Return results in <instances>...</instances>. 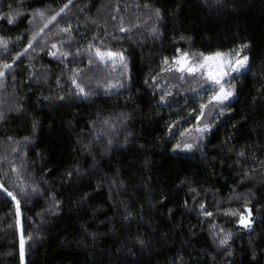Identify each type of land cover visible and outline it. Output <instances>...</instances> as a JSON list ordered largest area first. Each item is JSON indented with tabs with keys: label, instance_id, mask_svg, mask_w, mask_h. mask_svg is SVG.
<instances>
[{
	"label": "trees",
	"instance_id": "trees-1",
	"mask_svg": "<svg viewBox=\"0 0 264 264\" xmlns=\"http://www.w3.org/2000/svg\"><path fill=\"white\" fill-rule=\"evenodd\" d=\"M0 13V264H22L21 238L25 264H264V0H0ZM242 44L223 104L173 59Z\"/></svg>",
	"mask_w": 264,
	"mask_h": 264
},
{
	"label": "snow or ice",
	"instance_id": "snow-or-ice-1",
	"mask_svg": "<svg viewBox=\"0 0 264 264\" xmlns=\"http://www.w3.org/2000/svg\"><path fill=\"white\" fill-rule=\"evenodd\" d=\"M61 11H63V9H61ZM37 12L41 16L43 15V13L40 12L39 10H37ZM155 12H156L157 17L160 18V9H156ZM0 15H3V14L0 13ZM13 18H14L13 14L9 13L8 14L9 23L13 22ZM52 19H55V17L53 16ZM123 30L124 29H121V31ZM63 31L67 32L68 29L65 28L63 29ZM246 47H247V44H242L239 49L235 50L234 56H227L224 53L215 52L207 56L200 54V57H198L197 59H193L192 57H189L187 52H185L181 56L174 57L173 59L179 65L178 70H186L189 73L196 72L202 68H208L209 69V71L207 72L208 79L213 81L214 84L218 86V90L214 91V93L209 97V100L215 101L217 104H223L224 101L228 100V98L233 95V89L231 86H229L226 89L224 85L221 83V80L223 79V77L228 76L230 72L232 71L240 72V70L245 67L248 61V56L247 55L241 56V49L246 48ZM177 51L179 52L180 50L178 49ZM95 54L100 60H104L106 57L107 58L119 57L121 61L124 60V57L121 53L112 52L111 50L102 51L101 49L96 48ZM49 55H54V53L50 52ZM189 61H192L191 64L189 63ZM165 62H167V58H165ZM4 67L8 68L10 67V65L5 64ZM125 67H126V64H125ZM3 75L4 73L0 71V76H3ZM72 83L76 86V88L81 93L84 92V89L77 83L75 79H73ZM60 99H63V97L61 96ZM161 99H163V97H161ZM204 107H205L204 104L200 105L201 113L203 112ZM223 111L224 109L221 108V112ZM0 119H3V113H0ZM196 119L199 120L200 117L197 116ZM104 123L107 124L108 122L105 121ZM33 127L35 128V122L33 124ZM210 127H211L210 124L205 123L202 126L198 125L196 128V131L197 133L201 134V138H202L203 133H205ZM9 139H11V137H9ZM24 139L27 140L28 138L25 137ZM108 143L111 144L112 141L109 140ZM181 147L184 149H191L193 145L191 143H183V144L177 143L173 145V148H181ZM239 155H243V153H239ZM0 187H2V185H0ZM4 190L7 192V189H4ZM8 195L11 196L12 194L8 193ZM13 199H15L14 196H13ZM201 208H203V205H201ZM245 208L247 210V215L245 214V212L238 213L239 215L238 223L243 225L245 228H250L252 225V220L250 219L251 210L247 209V205H245ZM207 215H210V213H207ZM228 238L229 237L226 235L224 238L220 239V244L221 245L226 244ZM20 243H21V260L23 261V245H24L23 238H21ZM140 243H143V241H140ZM253 255H255V253H253Z\"/></svg>",
	"mask_w": 264,
	"mask_h": 264
},
{
	"label": "rangeland",
	"instance_id": "rangeland-1",
	"mask_svg": "<svg viewBox=\"0 0 264 264\" xmlns=\"http://www.w3.org/2000/svg\"><path fill=\"white\" fill-rule=\"evenodd\" d=\"M191 62H192V61H189L190 64H191ZM175 63H176V62H175ZM176 66L179 68V65H178L177 63H176ZM247 66H248V61H247L246 65H245V67L242 68V69L240 70V72L232 71V72L229 73L228 76L223 77V79L221 80V83L224 85V87L227 89L229 86H231L232 89H233V86H232L231 83L229 82V79H231V77H232L233 75L238 74V73H241L242 71L246 70ZM182 71L188 72V71H186V70H182ZM208 71H209L208 68H202V69H200V70H198V71H196V72H193V73H199V74H201L203 77H205V78L210 82V84L215 85L213 81H211V80L208 79V76H207V72H208ZM188 73H189V72H188ZM232 98H233V95H232L231 97H229L228 100H226V101H224V102H227V101L231 100ZM224 102H223V103H224ZM200 126H202V125H200ZM245 214L247 215V213H245ZM242 226H243V225H242ZM243 227H244V226H243ZM22 264H25V262H24V256H23Z\"/></svg>",
	"mask_w": 264,
	"mask_h": 264
}]
</instances>
